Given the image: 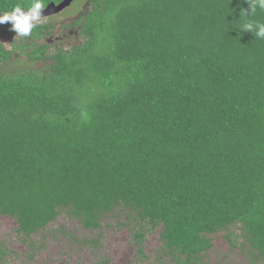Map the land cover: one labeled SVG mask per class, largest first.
I'll list each match as a JSON object with an SVG mask.
<instances>
[{
    "label": "trees",
    "instance_id": "16d2710c",
    "mask_svg": "<svg viewBox=\"0 0 264 264\" xmlns=\"http://www.w3.org/2000/svg\"><path fill=\"white\" fill-rule=\"evenodd\" d=\"M33 2L0 0V14ZM62 12L0 44V214L30 236L61 208L89 229L121 207L162 225L176 264L240 224L264 258V40L242 30L247 0H82ZM247 19L264 23V11Z\"/></svg>",
    "mask_w": 264,
    "mask_h": 264
},
{
    "label": "rangeland",
    "instance_id": "374dc122",
    "mask_svg": "<svg viewBox=\"0 0 264 264\" xmlns=\"http://www.w3.org/2000/svg\"><path fill=\"white\" fill-rule=\"evenodd\" d=\"M81 2L74 0L62 13L77 12ZM69 21L66 17L62 22ZM60 27L52 30L49 43L64 32ZM22 37L17 33L4 35L0 44L11 50ZM101 217L97 227L86 229L73 212L61 208L45 228L25 236L15 218L0 214V264H176L182 258L161 240L162 225L150 228L134 222L128 210L121 207ZM205 237L210 240L209 250L191 264H264V258L250 247L240 224L228 225Z\"/></svg>",
    "mask_w": 264,
    "mask_h": 264
},
{
    "label": "clouds",
    "instance_id": "9594fccd",
    "mask_svg": "<svg viewBox=\"0 0 264 264\" xmlns=\"http://www.w3.org/2000/svg\"><path fill=\"white\" fill-rule=\"evenodd\" d=\"M247 2L249 4L250 15L243 12L246 22L243 24L242 30L252 33L257 39L264 40V23L253 22L247 19L256 12L257 8L264 11V0H250V2L247 0ZM43 7L44 5L41 3V0H34L31 7L26 11L17 5L10 12L0 14V25L11 23V30L17 33V35L28 36L33 28L36 27V22L42 18Z\"/></svg>",
    "mask_w": 264,
    "mask_h": 264
},
{
    "label": "water",
    "instance_id": "95a60500",
    "mask_svg": "<svg viewBox=\"0 0 264 264\" xmlns=\"http://www.w3.org/2000/svg\"><path fill=\"white\" fill-rule=\"evenodd\" d=\"M74 0H63L59 4L50 3L46 8L42 11V18H48L54 15L59 14L68 8ZM11 24V23H5Z\"/></svg>",
    "mask_w": 264,
    "mask_h": 264
}]
</instances>
